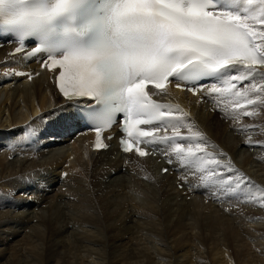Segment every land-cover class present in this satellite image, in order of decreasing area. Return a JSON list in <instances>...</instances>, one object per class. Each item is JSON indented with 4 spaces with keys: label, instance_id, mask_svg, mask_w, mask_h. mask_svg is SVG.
Returning a JSON list of instances; mask_svg holds the SVG:
<instances>
[{
    "label": "bare ground",
    "instance_id": "6f19581e",
    "mask_svg": "<svg viewBox=\"0 0 264 264\" xmlns=\"http://www.w3.org/2000/svg\"><path fill=\"white\" fill-rule=\"evenodd\" d=\"M11 49L9 39H0V264H108L111 258L133 264L143 256L149 264H264V94L245 104L253 116L241 113L238 120L232 119L240 112L235 98L202 92L200 103L202 95L171 89L164 95L188 114L183 135L201 133L208 151L226 153L225 163L248 178L235 192L165 155L170 145H151L155 158L92 153L87 139L71 134L77 124L66 119L70 102L58 94L42 58L25 62L7 56ZM20 70L32 71V78L15 77ZM164 167L169 171L161 174ZM92 225L96 242L106 239L110 253L77 236ZM50 232L71 240L65 252L45 259Z\"/></svg>",
    "mask_w": 264,
    "mask_h": 264
},
{
    "label": "snow or ice",
    "instance_id": "6c2138e0",
    "mask_svg": "<svg viewBox=\"0 0 264 264\" xmlns=\"http://www.w3.org/2000/svg\"><path fill=\"white\" fill-rule=\"evenodd\" d=\"M81 3L0 0V18L18 34L15 54L29 59L47 55L43 66L54 72L59 92L71 102L66 119L92 125L98 149L106 147L101 132L113 127L137 143L170 145L171 152L165 155L193 166L206 182H226L231 190L242 192L250 181L231 162L225 163L227 154L208 151L201 133L183 135L188 114L178 106L165 110L145 87L149 82L157 89L174 83L193 95L235 98L240 112L232 119L238 120L241 113L253 116L245 104L254 105L264 94V0H231L232 7H226L225 0H106L105 15L79 29L93 33V43L79 46L66 40L68 51L51 54L48 48L58 43L52 30L74 17ZM29 37L40 42L29 48L25 44ZM137 124L153 127L140 130ZM161 131L165 135H157ZM194 138L199 142L193 146ZM120 143L125 153L133 150L129 140L121 138ZM135 151L148 155L139 147Z\"/></svg>",
    "mask_w": 264,
    "mask_h": 264
},
{
    "label": "rangeland",
    "instance_id": "374dc122",
    "mask_svg": "<svg viewBox=\"0 0 264 264\" xmlns=\"http://www.w3.org/2000/svg\"><path fill=\"white\" fill-rule=\"evenodd\" d=\"M242 86V85H241ZM236 106H233L232 107V109L233 110H235L236 108H235ZM208 111V110H207ZM208 112H210L212 115H214V113H215V111L214 112H212V111H208ZM217 112H219L218 111V109H217V111H216V113ZM49 119V118H48ZM220 122H223L224 121V119H223V117H219V119H218ZM45 122H47V121H45ZM228 132H230V131H228ZM52 145H54V144H52ZM242 146V144H238V146ZM240 146H239V148H240ZM264 151V149H261V151ZM250 154V153H249ZM253 158L255 159V160H257L256 159V157H254L253 156ZM9 160H10V158H9ZM8 160V161H9ZM7 161V162H8ZM30 161H32V160H30ZM10 162V161H9ZM30 163V162H29ZM38 165H39V163H37ZM259 164V163H258ZM253 166H255V164L253 165ZM49 168V167H48ZM254 170H255V168H254ZM39 171V170H38ZM64 176V172L62 173V177ZM9 192V191H8ZM62 192L63 193H65L66 192V188H64V189H62ZM26 196L27 195H25L24 196V194H22L21 193V195L19 194V198H21V200H27V199H25L26 198ZM187 201V200H186ZM187 202H189V201H187ZM207 200H206V202H205V205L207 206ZM227 203V202H226ZM30 204V203H29ZM233 210V208L231 207L230 209H226V211H232ZM18 211V210H17ZM62 212V211H61ZM86 217L87 218H89L90 217V215L89 214H87L86 215ZM94 225H92L91 227H90V230L92 231V232H90V233H88V234H86V233H83V232H79V233H77V236H79V237H81V238H85V239H87V240H89V241H91L92 243H96V248L99 250V251H101V252H103V253H106V252H109L110 253V251H111V247H110V243L108 242V241H106V239H101V242H96V238H95V235H94V233H93V231H94V228L95 227H93ZM64 229H65V227H64ZM66 235V234H65ZM89 236H91V238L90 239H88V237ZM101 237H105V235H102ZM71 240V238H69V239H61V238H59L56 234H54V233H48L47 234V236H46V238H45V243H44V247H43V249H42V253H43V256H44V258L45 259H50V258H53V257H56V256H58L59 254H61V253H63V252H65L66 250H67V248H68V246H69V241ZM204 247H205V250H206V256H211V254H212V250H211V244H210V242H206L205 244H204ZM143 252H144V254H146V251H144V249H143ZM249 255H250V257H253V255H252V252H249ZM108 264H128V263H125V262H121L118 258H111V259H109L108 261ZM249 262H252V261H250L249 260ZM133 264H149L148 263V261H147V259H146V257H141V258H139V259H137ZM253 264V263H252Z\"/></svg>",
    "mask_w": 264,
    "mask_h": 264
}]
</instances>
